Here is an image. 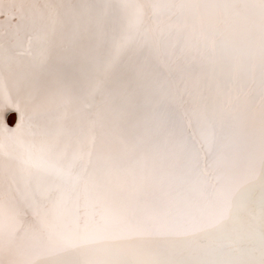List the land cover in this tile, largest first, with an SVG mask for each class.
Here are the masks:
<instances>
[{
	"label": "snow or ice",
	"instance_id": "obj_1",
	"mask_svg": "<svg viewBox=\"0 0 264 264\" xmlns=\"http://www.w3.org/2000/svg\"><path fill=\"white\" fill-rule=\"evenodd\" d=\"M0 264H264V0H0Z\"/></svg>",
	"mask_w": 264,
	"mask_h": 264
},
{
	"label": "rangeland",
	"instance_id": "obj_2",
	"mask_svg": "<svg viewBox=\"0 0 264 264\" xmlns=\"http://www.w3.org/2000/svg\"><path fill=\"white\" fill-rule=\"evenodd\" d=\"M8 122H9V124H10V123L12 122V118H9Z\"/></svg>",
	"mask_w": 264,
	"mask_h": 264
},
{
	"label": "bare ground",
	"instance_id": "obj_3",
	"mask_svg": "<svg viewBox=\"0 0 264 264\" xmlns=\"http://www.w3.org/2000/svg\"><path fill=\"white\" fill-rule=\"evenodd\" d=\"M13 124V120H12V122L10 123V125H12Z\"/></svg>",
	"mask_w": 264,
	"mask_h": 264
},
{
	"label": "water",
	"instance_id": "obj_4",
	"mask_svg": "<svg viewBox=\"0 0 264 264\" xmlns=\"http://www.w3.org/2000/svg\"><path fill=\"white\" fill-rule=\"evenodd\" d=\"M9 123V122H8ZM10 125V124H9ZM11 126V125H10Z\"/></svg>",
	"mask_w": 264,
	"mask_h": 264
}]
</instances>
